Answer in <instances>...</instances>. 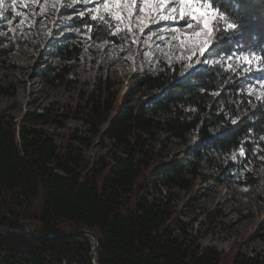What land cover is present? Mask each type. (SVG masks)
Returning <instances> with one entry per match:
<instances>
[{"label":"trees","instance_id":"obj_1","mask_svg":"<svg viewBox=\"0 0 264 264\" xmlns=\"http://www.w3.org/2000/svg\"><path fill=\"white\" fill-rule=\"evenodd\" d=\"M202 1L224 17L213 21L201 57L214 63L200 69L162 63L157 73L137 77L128 92L138 95L133 104L118 106L117 84L104 76L74 106L62 109L53 102L43 113L0 115V226L29 230L24 223L37 224L30 231L43 236L0 232V264H65L66 258L92 264L91 237L48 238L78 231L99 236L97 264H262L259 256L196 245L178 213L148 195L152 177L153 183L185 190L192 186L191 173L197 177L182 160H159L157 145L165 140L182 141L193 166L206 161L221 172L234 164L223 168L217 161L241 150L237 165L252 177L246 185L258 182L264 165V101L244 92L247 81L264 79V0ZM80 2L85 17L77 26H85L92 39L123 36L114 33L115 24L93 20ZM229 23L236 27L228 29ZM50 48L65 63L81 54L69 35ZM236 53L254 54L259 66L243 72L233 62L230 67L217 62ZM65 68H50L43 76L54 87L69 86ZM71 119L83 122L88 136L70 134L59 143L45 128L65 129ZM192 133L198 140L190 145ZM94 138L106 151L88 157L84 149Z\"/></svg>","mask_w":264,"mask_h":264},{"label":"rangeland","instance_id":"obj_2","mask_svg":"<svg viewBox=\"0 0 264 264\" xmlns=\"http://www.w3.org/2000/svg\"><path fill=\"white\" fill-rule=\"evenodd\" d=\"M168 4V9L178 7L177 0H168ZM81 5L80 0H17L14 10L11 0H5L4 14L0 16V115L22 118L26 111L43 113V109L53 102L66 109L74 106L79 95L90 89L98 77L104 76L117 84L120 91L118 106L133 104L138 95L131 96L128 92L134 87L137 77L157 73L162 63L185 64L191 68L197 65L200 69L201 65L215 62L201 58L210 43L203 51L199 44L209 39L208 32L201 38L184 40L183 43L174 39L177 36L193 37L183 34L186 27L202 20L189 16L181 18L177 12L174 19L164 20L162 24L155 19L134 24L124 17V9H120V14L128 22L118 24L105 9L104 0H84V8L91 18L95 16V20L105 19L115 24L114 33L123 35L118 40L98 42L89 36L85 26H77V20L85 17ZM16 11L21 14L16 15ZM213 21L208 24L210 30ZM67 35L78 41L81 54L65 63L58 59L50 44ZM259 60L251 53H236L230 59L222 57L217 62L225 67H230L233 62L247 72L258 67ZM65 65L68 69L63 71L71 81L69 86L54 87L47 82L43 76L46 70L54 68L59 71ZM239 92L242 93L241 90ZM244 92L264 101V79L247 81ZM45 128L59 143L70 134L88 136L83 122L72 119L65 129ZM188 140L193 145L198 134H190ZM157 148L161 151V162L182 160L188 170L195 169L197 177L191 173L192 186L188 190L170 189L160 181L153 183L156 180L152 177L149 198L169 204L170 209L178 213L180 222L187 227V233L196 245L204 249L214 248L221 254L233 250L232 255L240 251L259 256L264 264V165L255 176L258 182L246 185L247 178L252 177L244 175L237 165L240 163L238 156L243 155L241 150L217 161L223 168L229 161L234 164L221 172L216 164L206 161L193 166L195 160L185 153V145L180 140H165ZM84 150L88 157L99 156L106 151L97 138L93 139L92 147ZM261 159L264 161V154ZM23 225L32 231H36L38 226ZM65 264L75 263L66 258Z\"/></svg>","mask_w":264,"mask_h":264},{"label":"snow or ice","instance_id":"obj_3","mask_svg":"<svg viewBox=\"0 0 264 264\" xmlns=\"http://www.w3.org/2000/svg\"><path fill=\"white\" fill-rule=\"evenodd\" d=\"M12 7L15 10V6L17 0H11ZM142 7L140 8V12L145 14L144 18L149 16H153L155 19L160 20H172L175 18V14L178 12L183 18L184 16L192 17L196 20H204L205 21V30L208 32L209 39L200 41L199 47L201 51L210 43L211 40V31L208 27V24L212 20L222 21L224 19L223 16L219 14V12L213 9L208 3L201 2V0H177L178 7H173L168 9V0H140ZM4 4L5 0H0V16L4 14ZM137 4V0H104V7L115 19L118 24L119 23H127L128 21L120 14V9H124L127 12V18L131 19L133 15V9ZM198 10V11H194ZM97 11H99L97 9ZM201 13L203 15H201ZM16 15H20L19 11L15 12ZM93 20L96 19L95 16L92 17ZM11 23V20L9 21ZM191 27V24H189ZM226 27L228 29H233L236 27L235 24H227ZM178 31V29L176 30ZM174 39H179L182 43L184 40H194L198 39V37H174ZM195 47V45H193ZM243 59L248 60V57H243ZM255 59V58H253Z\"/></svg>","mask_w":264,"mask_h":264},{"label":"water","instance_id":"obj_4","mask_svg":"<svg viewBox=\"0 0 264 264\" xmlns=\"http://www.w3.org/2000/svg\"><path fill=\"white\" fill-rule=\"evenodd\" d=\"M0 232H2V233H17L20 235H25V236H30V237H43V236H40L39 234L31 232L30 230H27V229H11V228H7V227H3V226H0ZM78 236H89L92 238L93 247H92V251L90 253V260H91L92 264H97L96 263V253L98 252L99 247H100V239L96 233H94L92 231L67 232V233L60 234V235L49 236L48 238L64 239V238L78 237Z\"/></svg>","mask_w":264,"mask_h":264},{"label":"bare ground","instance_id":"obj_5","mask_svg":"<svg viewBox=\"0 0 264 264\" xmlns=\"http://www.w3.org/2000/svg\"><path fill=\"white\" fill-rule=\"evenodd\" d=\"M168 6H169V4H168ZM141 7H142V5L140 3V0H137V6L135 7L136 8L135 11H133L132 18L129 19L130 21H133L134 24H144V21L155 19L153 16H149L147 18H144L145 14L140 12ZM124 17L127 18V12L125 10H124ZM155 21L156 22L158 21L159 24H162L164 20L155 19ZM206 33H207V31L205 30V22L202 20V21L195 22V23L191 24V27L187 26L186 30L184 31L183 34L185 36H193V37L201 38ZM223 247H221V248H223Z\"/></svg>","mask_w":264,"mask_h":264}]
</instances>
